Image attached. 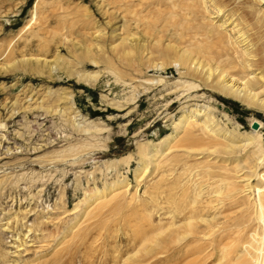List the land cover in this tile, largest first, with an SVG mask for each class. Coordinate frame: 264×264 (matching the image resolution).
Here are the masks:
<instances>
[{"label": "rangeland", "instance_id": "rangeland-1", "mask_svg": "<svg viewBox=\"0 0 264 264\" xmlns=\"http://www.w3.org/2000/svg\"><path fill=\"white\" fill-rule=\"evenodd\" d=\"M177 1L0 0V264L257 261L264 109L210 88L206 66L190 72L178 65L166 46L219 39L206 27L215 21L212 7L185 16ZM219 3L249 40L254 72L264 75V2ZM128 7L137 17L126 16ZM216 25L237 35L229 22ZM123 38L144 42L145 50H114ZM226 51L219 66L229 75L238 68L231 75L241 77L240 66L231 67L236 55ZM206 117L218 135L200 128ZM189 130L203 144L183 141ZM191 214L209 224L205 235L145 254L159 228Z\"/></svg>", "mask_w": 264, "mask_h": 264}, {"label": "bare ground", "instance_id": "bare-ground-1", "mask_svg": "<svg viewBox=\"0 0 264 264\" xmlns=\"http://www.w3.org/2000/svg\"><path fill=\"white\" fill-rule=\"evenodd\" d=\"M263 2H264V0H251L252 6H253V4H256V3L258 4V3H263ZM176 3H174L173 5H176L175 8L178 9V12H183V14H185V16H187V14L188 15L192 14L191 15L192 17L196 13H200V15L197 14L199 16L204 15L206 13H210V11L212 10V9L210 10V8L212 7L214 10V11H212L214 16L211 15V17L210 16H208V17L213 18L215 21L212 20V22H211V19H209L208 22L210 21L211 23L206 25V27L208 28V33H211V35L216 34L218 36L217 38L219 40L216 39L217 44L219 42L223 44V47L219 48L220 46L216 45L215 40H213V42H210L207 39L208 38L207 35H205L207 37L206 38L207 41L205 39V42H198L197 43L198 45L193 44L192 47L185 48L183 50L178 49L177 46H166L165 48H167L168 51H170L176 55V58H177L176 62L178 63V65L182 66L183 68H185L186 70H188L190 72L191 71L197 72L198 70H201V69H203V67L206 66L205 71L203 70V76H204V79L207 81L208 86L210 88H214V90H216V91H218V92H220L226 96H233L234 98L238 99L239 101L246 104L247 106H256L258 108L264 109V98L259 97V94L264 92V86H262V89L259 91H257V88H256L257 87L256 85L260 84L259 81L264 82V75H261L260 73H255L253 70V62L252 61H253L255 54H253V52L250 50V48H249L250 46L248 44L249 40H246V36H243L244 35L243 33L238 32V30H237L238 29L237 28L238 22L235 23L234 20H230L232 15H230V16H228V15L224 16L223 15V17H222L223 13L221 14V12L223 11L224 7L222 6L221 3H219V0H178ZM251 3H250V5H251ZM85 9H86V7H85ZM130 9L131 8L128 7L126 9V11L124 10V12H126V16L130 15V14H132L133 17L136 16L137 15L136 11L130 10ZM172 12H174V11H172ZM157 13L160 14V12H157ZM195 17H197V16L195 15ZM123 18H124V15H123ZM193 19H196V18H193ZM135 20L138 21L137 18ZM198 20H200V19H198ZM198 20H197V22H198ZM217 21L219 22V25H216ZM124 22H125L124 27H126L127 26L126 21H124ZM186 22H188V21H186ZM228 22H229V24L233 25V26H231L232 28L230 30V33L231 32L235 33V34L237 33L236 36L234 35V37H235L234 39L230 36L223 35V33L219 32L218 30L216 31V29L214 27L216 25L218 27H223V29H225L224 27H225V25H227ZM192 23H193V21H192ZM205 23H207V22H205ZM202 24H203V22H202ZM187 25H189V24H187ZM194 25H196V24H194ZM186 27L187 26H185V28ZM96 33H97L96 35L94 34L95 38H96L95 41L97 42L96 45H97L98 50L101 51L102 46H101L99 41L104 37L105 33H104L103 28H101V27L97 30ZM139 42H138V40H134V39L128 40L127 38H123V39H121V41L118 44H116V46L113 47V49L114 50H121L122 53H125L126 55H129V56H133V54L137 53V51H138L137 54H140L141 52H143V50H145L144 42H143L144 46L140 45ZM233 43L235 45H239V46H236V48L239 47V50H235V48H232ZM224 47H225V49H224ZM226 47L231 48V50L233 51V54L236 55L235 57L237 59L239 58V59L243 60V62L240 63V62L236 61L237 59H234L235 60V61L233 60L234 64L231 65V67L233 66V68H232L233 70H234V67L236 68L237 65L240 66V70L243 73V75H242V73L239 71L241 73V77H234L233 75H231V74H233V72L236 69L238 70V68H236L229 75V74H227V72L229 71L227 69V67H226V69H224V68H221L219 66V64L222 63L223 58L225 56L228 58V52L229 51L228 52L226 51ZM234 55L231 54V56H233V58H234ZM204 62H206V63H204ZM228 62H230V61H228ZM231 63H232V60H231ZM208 64H209V66H207ZM194 116L197 117V114H195V115L193 114L190 118H192ZM190 118H188V119L190 120ZM194 121H196V120H194ZM199 124H200L199 126H201L200 128L207 130L209 133H212V135H216L218 132L220 133V131L218 130V128L216 127L214 122L209 117L204 118L203 121H201ZM194 125L195 124H187V126H191V127H194ZM196 125L198 126V124H196ZM253 126L257 127V125L255 126L254 124H253ZM185 134H186V136L184 137L183 141H188V143H197L201 139V138H196V136L193 135L191 130L186 131ZM203 136H201V137L203 138ZM260 136L261 135L257 136L258 139H261ZM228 140L229 141L224 146L226 148H229L230 151H232V147L235 146V143H234L235 140H234V138L233 139L228 138ZM201 144H203V142ZM211 145H212V147L214 146L213 144H211ZM210 147L211 146H209V148ZM226 180H228V179H226ZM239 180L240 181H238V182L245 181V179H239ZM222 181L225 182V180H222ZM228 186H225V187H228ZM231 186L233 189L236 190L237 185H235V184H233V182H231ZM226 191L228 192L229 190L226 189ZM257 193H258V197L256 200L259 202V208L261 209L260 213H261L262 218H264V205H263L264 204V202H263L264 194H261L260 190H258ZM227 194H230V192H228ZM231 197H232V195H231ZM201 222L203 224L205 223V225L201 224ZM208 225L206 224V220L203 217L195 216L194 214L189 215L188 220L183 224L176 225V223H174L172 221L166 228H162V227L159 228L158 232L155 235H153L152 237H150L151 239H147L149 244L146 245L143 248V250L145 251V254H147L148 251L151 250L152 247H154V246L167 248L166 246L172 242L179 241L182 239H186L188 237H196V235H198V234L199 235L200 234L205 235V233H207V231H208L207 230ZM261 245H263V251L260 254V256L258 255V259L256 262H254V264H264V238H263V243ZM254 250H255V248H254ZM136 257H137V255H136ZM129 260L132 262L134 260V257L129 258L128 261Z\"/></svg>", "mask_w": 264, "mask_h": 264}]
</instances>
